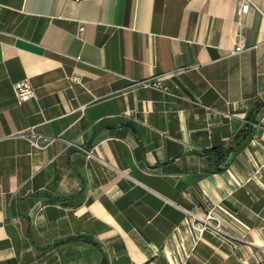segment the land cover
I'll return each instance as SVG.
<instances>
[{"label":"crops","instance_id":"0c3cea01","mask_svg":"<svg viewBox=\"0 0 264 264\" xmlns=\"http://www.w3.org/2000/svg\"><path fill=\"white\" fill-rule=\"evenodd\" d=\"M249 2L0 0V264H264V0ZM22 80L35 100L16 101ZM28 128L60 140L9 137ZM208 203L237 240L191 231L185 211Z\"/></svg>","mask_w":264,"mask_h":264},{"label":"built area","instance_id":"2783aa9c","mask_svg":"<svg viewBox=\"0 0 264 264\" xmlns=\"http://www.w3.org/2000/svg\"><path fill=\"white\" fill-rule=\"evenodd\" d=\"M238 10L237 14L239 16L245 15L249 8H250V2L249 0H238ZM82 27L79 28V33H81ZM244 47L240 43L235 50V52H239L243 50ZM138 86L141 87H150V88H159L160 87V81L159 80H145L137 83ZM13 91L14 96L17 102H25L31 99H36V93L33 89V87L30 85L28 80H22L19 82H16L13 85ZM9 137H18L21 139L26 140L32 147L43 149L47 145L53 143L56 140H60V137H53V136H47L40 132H37L34 128H28L27 130L21 131L14 136ZM78 150L82 151L89 157H93V154L91 151H87L84 148L80 146H75ZM102 162V161H101ZM104 163V162H102ZM254 169L251 173V177L257 181H261L264 179V152L261 153L260 158L258 161L254 162L253 164ZM118 171V170H117ZM119 173L123 174L122 172L118 171ZM124 175V174H123ZM209 210L205 214L203 218H199L195 216L194 214L185 211L186 216L189 220V226L193 233H195L198 237H201L205 232H210L215 236L220 237L221 239H225L227 241H235L237 240L233 235L226 232L220 220L216 217L214 210L217 208L216 205L213 203H208Z\"/></svg>","mask_w":264,"mask_h":264},{"label":"trees","instance_id":"16d2710c","mask_svg":"<svg viewBox=\"0 0 264 264\" xmlns=\"http://www.w3.org/2000/svg\"><path fill=\"white\" fill-rule=\"evenodd\" d=\"M242 135L244 136V135H246V133H245V134H241V135H239L238 138H237V140H235V143L240 139V137H241ZM222 162H223V160H222Z\"/></svg>","mask_w":264,"mask_h":264}]
</instances>
